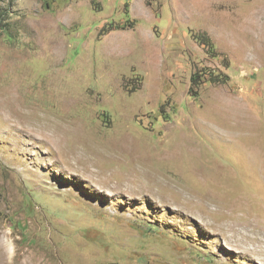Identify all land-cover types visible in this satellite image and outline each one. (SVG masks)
<instances>
[{
  "label": "rangeland",
  "instance_id": "374dc122",
  "mask_svg": "<svg viewBox=\"0 0 264 264\" xmlns=\"http://www.w3.org/2000/svg\"><path fill=\"white\" fill-rule=\"evenodd\" d=\"M0 264H264V0H0Z\"/></svg>",
  "mask_w": 264,
  "mask_h": 264
},
{
  "label": "trees",
  "instance_id": "16d2710c",
  "mask_svg": "<svg viewBox=\"0 0 264 264\" xmlns=\"http://www.w3.org/2000/svg\"><path fill=\"white\" fill-rule=\"evenodd\" d=\"M198 40L206 47L212 48V44H211V40L209 39V37H207V35L203 34L201 35Z\"/></svg>",
  "mask_w": 264,
  "mask_h": 264
},
{
  "label": "bare ground",
  "instance_id": "6f19581e",
  "mask_svg": "<svg viewBox=\"0 0 264 264\" xmlns=\"http://www.w3.org/2000/svg\"><path fill=\"white\" fill-rule=\"evenodd\" d=\"M4 250V249H3Z\"/></svg>",
  "mask_w": 264,
  "mask_h": 264
}]
</instances>
